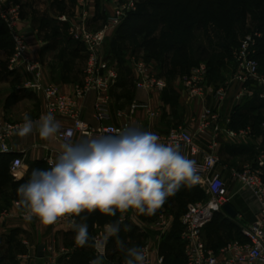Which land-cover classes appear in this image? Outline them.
<instances>
[{
	"label": "built area",
	"instance_id": "obj_1",
	"mask_svg": "<svg viewBox=\"0 0 264 264\" xmlns=\"http://www.w3.org/2000/svg\"><path fill=\"white\" fill-rule=\"evenodd\" d=\"M136 11L135 0H129L108 18L105 28L98 30L90 29L84 19L70 20L66 15L59 18L60 21L71 23L72 37L84 45L87 53L83 83L76 87L73 95H67L59 86L43 82L41 62L29 56L27 40L20 29L22 6L12 1L0 0V19L5 23L14 42L10 67L15 70L25 69L31 75L25 87L43 95L47 111L55 120L59 116L70 118L71 124L60 128L56 133L57 140L63 144L66 141L75 143L86 138L115 135L130 127L143 130L144 120L134 115L138 111L146 112L149 118L159 116V111L154 109L149 101L134 100L130 103L125 122L120 125L108 123L111 117L110 91L116 85L119 75L117 70L109 65L105 42L109 31L116 30L130 12ZM259 38L260 32L249 33L244 37L241 46L234 53L232 74L219 86L209 81L207 64L194 66L180 76V84L189 97L202 104L196 134L183 127H173L166 134H157L160 141L165 144L178 142L190 158L196 161L200 185L208 194L207 200L189 203L180 217L182 227L180 240L184 250V261L181 264H264V152H261L252 164L242 168L228 167L225 170L222 169L217 142L222 132L231 140L238 142L252 136L250 128L239 130L223 128L221 122L224 120L231 124L237 107L245 101L258 99L264 104V73L257 58ZM130 60L135 69V85L138 89L160 92L166 88L167 83L160 75L154 60L147 61L134 56ZM90 94H95L94 115L99 122L98 127H92L83 121L78 109V101ZM209 99L214 105L209 104ZM227 102L230 105L227 113L223 115L221 108ZM23 123L0 116V154L12 153L11 142ZM261 129L264 133V120ZM58 153L59 151L53 149L52 154L46 159L49 167L51 166L48 162H55ZM25 167L24 159L14 156L9 172L17 180ZM229 182L241 184L242 188L249 191L259 205V218L254 223L242 227L241 234L244 240H232L215 249L208 246L204 231L215 215L224 212V206L229 204ZM28 214V210L21 211L23 218ZM61 222L74 226L78 219L77 216L69 215L51 224V233L44 242L47 264H68L79 249L78 244L67 245L59 239L56 227ZM120 222H130L145 230H155L159 232V239L171 227L164 213L159 214L157 219L147 226L141 223L136 216V210L132 209L121 212ZM109 240L110 236L103 231L92 235V257L89 264L98 256L101 257L100 263L126 264V259L110 258ZM160 243L161 240H146L141 247L146 256L145 264H172L166 262L160 250Z\"/></svg>",
	"mask_w": 264,
	"mask_h": 264
},
{
	"label": "crops",
	"instance_id": "obj_2",
	"mask_svg": "<svg viewBox=\"0 0 264 264\" xmlns=\"http://www.w3.org/2000/svg\"><path fill=\"white\" fill-rule=\"evenodd\" d=\"M14 1L22 6L20 29L27 40L29 56L38 59L42 64L43 82L57 85L63 93L73 95L76 87L83 83L87 53L84 45L72 37L71 23L60 21L59 18L66 15L70 20L84 19L90 29L98 30L105 21L101 4L95 0V3L82 8V11L77 15H73L77 7V0ZM116 32L117 30H112L109 33L105 42L106 46L115 37ZM140 50L142 49L136 51L139 53ZM11 53L12 48L10 47L0 48V116H5L15 122H24V117L29 116L34 121L31 133L24 136L18 133L11 142L13 149L11 154L22 157L26 164L25 169L21 172V177L12 181L21 183L29 178L33 169L46 168V159L52 154V150L60 152L63 150L64 144L57 140L56 134L47 139L39 135L38 124L41 122V117L49 114L44 97L41 93L25 87L26 82L31 79V75L25 69L15 70L10 67ZM133 54V50H127L119 59L114 55L107 57L109 65L115 68L119 75L116 85L110 91L111 117L108 123L122 124L129 114L130 103L134 100H144L149 101L152 107L159 111V116L149 118L146 112H136L134 115L144 120L143 130L155 134H166L173 127H183L196 134L197 120L202 104L198 100L191 99L182 88L180 84L181 72L161 75L167 83L163 91L140 90L135 85V69L130 60L135 56ZM225 80L226 77L223 76L219 80H214L212 84L219 86ZM94 101L95 94H90L78 101V109L83 121L92 127H98L99 122L94 115ZM208 102L214 105L211 99ZM229 105L230 103L227 102L222 106L223 115L227 113ZM262 115H264V104L258 99H253L245 101L237 107L231 124H227L224 120L221 122L223 128L230 127L234 130L250 128L252 136L245 141L238 142L231 140L222 132L217 141L220 158L221 148L226 145H231L233 148L264 147V133L261 129L264 119L258 120ZM55 121L60 124V128L71 124L70 118L64 116H59ZM181 150L185 156L191 159L184 148ZM241 155L246 156L248 153L243 152ZM228 167L236 166L225 165L222 162V169L226 170ZM5 175L6 172L0 167V264H47L45 254L43 257H38V246L44 244L46 237L51 233L52 226L42 223L36 217L28 220L21 216V211L27 210V206L22 196L16 193L12 185L2 184L6 180ZM200 181L201 179H199L198 185H200ZM177 205L179 203L176 199L168 198L166 203L156 211L158 216L161 213L167 216L171 227L161 239H159V233L154 230L155 236L151 237L154 238V241L161 240L160 250L164 245V253L167 256L182 258L184 250L180 233L176 231L177 221H175V216L169 213L173 209L176 210ZM230 205L237 212V216L231 217L226 212H222L220 219L231 220L236 229L229 231L227 235L230 238L226 239L224 244L232 240H244L241 234L242 227L254 223L260 213L256 201L255 206L250 208L245 207L244 204L230 203ZM136 216L139 219L138 211H136ZM78 225L81 224L77 223L72 226L61 222L56 227L57 236L59 239L67 237V233L74 231ZM105 226L106 231L104 232L111 239L114 230L109 224ZM216 230L206 227L205 239L209 238L207 233L210 236L215 235ZM69 237L73 236L69 235Z\"/></svg>",
	"mask_w": 264,
	"mask_h": 264
},
{
	"label": "clouds",
	"instance_id": "obj_3",
	"mask_svg": "<svg viewBox=\"0 0 264 264\" xmlns=\"http://www.w3.org/2000/svg\"><path fill=\"white\" fill-rule=\"evenodd\" d=\"M29 116L18 129L33 131ZM39 135L49 138L60 130L51 114L41 117ZM49 169H33L18 192L28 210L26 219L53 224L61 217L99 210L115 215L129 209L154 215L181 186L199 182L196 161L178 142L167 144L150 131L128 128L115 135H101L79 142L66 141ZM87 224L76 228V242L88 243ZM126 264H145L142 249L127 248ZM102 256V254H101ZM98 256L92 264H100Z\"/></svg>",
	"mask_w": 264,
	"mask_h": 264
},
{
	"label": "trees",
	"instance_id": "obj_4",
	"mask_svg": "<svg viewBox=\"0 0 264 264\" xmlns=\"http://www.w3.org/2000/svg\"><path fill=\"white\" fill-rule=\"evenodd\" d=\"M144 1L145 8L141 6L139 12L130 14L128 19L117 28L115 37L109 41L105 48L107 57L114 55L119 59L127 50L135 52L137 49H143L147 60L156 61L160 75L173 74L176 71L183 74L192 67L197 66L199 64L197 62L206 60L209 67V81L213 82L223 78L222 73H225V66L229 64V61H226L225 58L227 57L226 54H229L230 46L235 43L234 37L237 24H241L245 21L246 16L250 15L254 21H257V29L263 33L257 43V58L260 61L262 70L264 65V0ZM202 37L205 38L207 46H203L200 42ZM141 38L142 40H140ZM13 46L12 36L5 23L0 19V48L10 47L13 50ZM214 47L226 50L224 53L210 51V48ZM230 63L232 65L233 60ZM13 157L12 154H0V167L6 172V180L2 184L12 185L16 193L20 195L18 188L24 182H8L11 176L9 166ZM49 168L46 165V168L40 169L46 170ZM12 179L14 180L13 177ZM187 192V188L181 186L169 198L180 200L190 196ZM120 215V211H117L115 215H109L101 213L99 210L91 213L85 210L80 216H77V219L78 224H87L89 236L92 227L95 225H111L114 236L109 240L110 258L118 256L121 259H127V256H125V250L128 247L127 240L134 239V233L132 230L129 231L126 226L127 222H120ZM139 215L145 214L139 213ZM216 215H219V213ZM179 224L180 229L177 233L182 231L180 220ZM67 235V237L69 235L73 236L71 237L72 241L67 245L78 244L76 242V230L68 232ZM114 241H123L124 245L119 250L111 252V243ZM78 247L79 249L68 264H89L92 257L91 238L88 239L86 245H78ZM161 252H164V245ZM164 257L168 263L181 264L184 261V252L182 258L170 257L166 254ZM100 264L104 263L101 262Z\"/></svg>",
	"mask_w": 264,
	"mask_h": 264
},
{
	"label": "rangeland",
	"instance_id": "obj_5",
	"mask_svg": "<svg viewBox=\"0 0 264 264\" xmlns=\"http://www.w3.org/2000/svg\"><path fill=\"white\" fill-rule=\"evenodd\" d=\"M7 1H12L13 3H17L14 0H7ZM96 1L99 4H101L102 14L105 17V21L103 22L101 27L98 28V29H103L106 27V23H107L108 18L115 13V11L117 10V8H119V6L127 3L129 0H96ZM135 2L137 4V11L136 12L140 11L141 6L142 7L144 6V8H145V1L144 0H135ZM93 3H95V0H77V7L74 10L73 15H77L79 12L82 11V8L89 6L90 4H93ZM142 10H143V8H142ZM136 12H130L128 14V16L130 14H133ZM128 16L126 17V19L124 21H126L128 19ZM257 24H258L257 21H254L250 15H247L245 18V21L241 22V24H237L238 26L236 27V32H235L236 34L234 37L235 43L233 46H230L229 54L228 55L226 54L227 57L225 58L226 61H229V64H228V66H225V68H226L225 73H222L226 77V80L230 77V75L233 72V66L231 65L230 61L233 60L234 53L241 46V43H242L244 37L247 34L253 33V32H260L261 37L263 36V33L257 29ZM159 29H160V27L158 28V30ZM158 30H157V32H159ZM109 32H111V31H109ZM143 38H144V36H143ZM140 40H142V38ZM201 40L202 41H200V42L203 44V46L208 45L204 37H202ZM106 47L107 46L105 44V48ZM211 50H212V52H216V53H221V52L224 53L226 49H223L220 47H216V48L214 47V48H210V51ZM13 52H14V46H13L11 56H12ZM133 55H135L134 57H136V58H143V59L147 60L146 53L143 49L140 50L139 53L137 51H135ZM10 59H11V57H10ZM147 61H149V60H147ZM197 63H199L198 65H200V64H206L207 62H206V60H202L201 62H197ZM262 72L264 73V65L262 66ZM263 119H264V115L260 116V118L258 120L261 121ZM243 152L248 153V155H246V156L241 155V153H243ZM261 152H264L263 146L261 148H256V147H249V148L234 147L233 148L231 145H226V147L221 148V159L225 165L236 166V167L242 168L245 165L252 164V162L258 157V155L261 154ZM12 181H13L12 176H10V179L8 180V182H12ZM182 187L187 188V190H188L187 194H189L190 196H186L180 200H177L179 205L176 206L177 207L176 210L173 209L169 212L175 216V219H176L175 221H177L176 222V231H178L180 229V224H179L178 219H179L180 215L181 216L183 215L188 204L193 203V202L204 201V200L208 199V194H207L206 190L202 187V185H198L196 183L195 185H191V186L183 185ZM228 188H229V196H230L229 204L230 203H233L236 205H240V204L243 205L244 204V206L248 207V208L255 206L254 205L255 204L254 198H252L251 196H250L251 198L249 197V195H251V194L249 193V191L247 189L242 188L241 184H238L236 182H229ZM233 194H236V195H234L235 197L233 196ZM246 194H248V195H246ZM219 216H220V213H219V215H216L213 218L212 222L207 226L208 228L217 229L215 235L210 236L207 233V236L209 238H207L206 242L209 246H212L213 248H218V247L222 246L224 244L225 240L226 239L228 240L230 238V236L227 235L229 233V231L236 229L234 227V223L231 220H229V219L228 220L227 219L221 220L219 218ZM157 217H158L157 213H155L152 216L151 215L148 216V214H145V215L139 216V219H140L142 224L150 226V224H152L157 219ZM126 226L128 227L129 231L132 230V232L134 233V239L127 240V244H128L127 248L137 247V248L141 249V247L144 245V243L146 242L147 239L154 241V238H152L151 236H155V234H154L155 230L154 231L152 229L145 230V229L140 228V226H138L137 224H133L130 222H127ZM105 228H106V226H96V225L94 227H92L89 239L92 237L93 234H95L97 232L106 231ZM113 236L114 235H111V238ZM60 240L66 244L67 243L69 244L70 241H72V238L64 236ZM123 245H124L123 241L122 242L121 241H118V242L114 241L113 243H111V252H115V251L119 250V248L122 247ZM163 255H165V253ZM125 256H127V253L125 254ZM113 258H119V257L116 256Z\"/></svg>",
	"mask_w": 264,
	"mask_h": 264
},
{
	"label": "water",
	"instance_id": "obj_6",
	"mask_svg": "<svg viewBox=\"0 0 264 264\" xmlns=\"http://www.w3.org/2000/svg\"><path fill=\"white\" fill-rule=\"evenodd\" d=\"M224 212L229 214L231 217H236L237 212L234 210V208L230 204H226L223 208ZM44 244H40L38 246V257H43L44 256Z\"/></svg>",
	"mask_w": 264,
	"mask_h": 264
}]
</instances>
